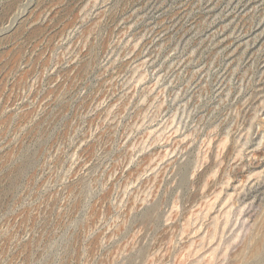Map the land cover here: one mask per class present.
Segmentation results:
<instances>
[{
  "label": "rangeland",
  "instance_id": "374dc122",
  "mask_svg": "<svg viewBox=\"0 0 264 264\" xmlns=\"http://www.w3.org/2000/svg\"><path fill=\"white\" fill-rule=\"evenodd\" d=\"M0 264H264V0H0Z\"/></svg>",
  "mask_w": 264,
  "mask_h": 264
}]
</instances>
